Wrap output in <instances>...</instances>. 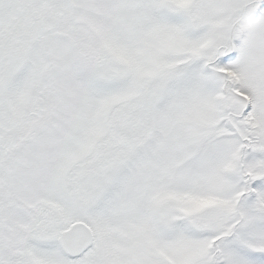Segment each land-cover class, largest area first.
<instances>
[{
    "label": "snow or ice",
    "instance_id": "obj_1",
    "mask_svg": "<svg viewBox=\"0 0 264 264\" xmlns=\"http://www.w3.org/2000/svg\"><path fill=\"white\" fill-rule=\"evenodd\" d=\"M0 264H264V0H0Z\"/></svg>",
    "mask_w": 264,
    "mask_h": 264
}]
</instances>
